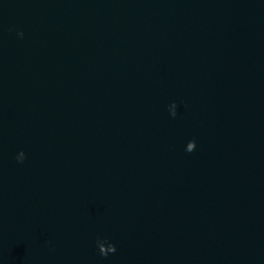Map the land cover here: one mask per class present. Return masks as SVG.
<instances>
[{
	"label": "water",
	"instance_id": "obj_1",
	"mask_svg": "<svg viewBox=\"0 0 264 264\" xmlns=\"http://www.w3.org/2000/svg\"><path fill=\"white\" fill-rule=\"evenodd\" d=\"M0 264H264V0H0Z\"/></svg>",
	"mask_w": 264,
	"mask_h": 264
}]
</instances>
